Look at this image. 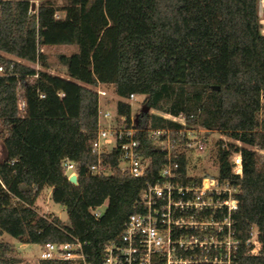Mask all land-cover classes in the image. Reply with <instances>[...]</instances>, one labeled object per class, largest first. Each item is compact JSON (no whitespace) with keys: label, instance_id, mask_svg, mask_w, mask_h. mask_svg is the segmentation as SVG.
Listing matches in <instances>:
<instances>
[{"label":"trees","instance_id":"obj_1","mask_svg":"<svg viewBox=\"0 0 264 264\" xmlns=\"http://www.w3.org/2000/svg\"><path fill=\"white\" fill-rule=\"evenodd\" d=\"M34 1L0 0V138L5 149L0 233L40 247L77 239L91 264L102 263L105 245L117 240L137 209L140 191L155 181L165 162L160 148L139 132V153L151 159L143 177L120 172L117 151L102 157L110 174L88 171L96 162L91 146L97 94L91 87L103 83L120 97L146 95L148 108L183 113L188 125L227 133L241 143L219 147L220 172L222 179L240 185L237 237L244 243L254 224L261 250L247 255L242 244L236 264H264L259 0H66L61 7L41 0L31 8ZM58 10L63 17H55ZM60 44L77 46L76 52L58 55L66 77L29 64L46 66L43 47ZM20 100L26 104L24 113L18 109ZM117 112L128 118L130 105L117 101ZM144 116L153 127L179 126L149 112ZM232 150L241 153V177L230 173ZM65 158L76 165V184L64 173ZM45 187L65 208L68 224L38 213L35 200ZM105 202L95 218L90 209ZM15 252L13 244L0 241V264H17ZM39 264L66 262L46 259Z\"/></svg>","mask_w":264,"mask_h":264},{"label":"built area","instance_id":"obj_2","mask_svg":"<svg viewBox=\"0 0 264 264\" xmlns=\"http://www.w3.org/2000/svg\"><path fill=\"white\" fill-rule=\"evenodd\" d=\"M108 86L112 85L97 83L91 87L97 94V130L91 146L96 162L88 171L96 175L110 174V168L102 164V157L117 151L116 168L133 177H143L151 159L139 153V132H145L160 148L165 162L155 181L140 191L137 209L124 222L117 240L105 245L101 264H236L242 244L247 255H258L261 243L254 224L244 243L237 237L234 214L239 205L240 185L221 177L218 149L227 148L224 133L188 125L183 113L154 111L152 114L179 126L153 127L145 117L140 121L135 118L133 105L137 93L120 97L113 86L111 91ZM113 100L112 108L109 103ZM259 100L261 120L264 119V90ZM117 101L130 105L128 118L117 112ZM25 108V102L20 100L19 111L24 113ZM229 163L230 173L241 177L240 151L230 152ZM62 167L67 178L72 174L78 176L73 161L63 159ZM201 170H206V174L201 175ZM100 207L90 209L95 218L103 212ZM37 259L91 264L77 239L46 242L39 246Z\"/></svg>","mask_w":264,"mask_h":264},{"label":"rangeland","instance_id":"obj_3","mask_svg":"<svg viewBox=\"0 0 264 264\" xmlns=\"http://www.w3.org/2000/svg\"><path fill=\"white\" fill-rule=\"evenodd\" d=\"M40 1L41 0H35L33 2L34 7H36L38 3H40ZM47 1H50L56 7H61L66 3V0H47ZM63 15H64L63 12L58 10L55 14V17L61 18L63 17ZM259 17H260L261 25H262V33L264 34V0H259ZM76 51H77V46L74 44H60V45H55L51 47H43V52L47 55L46 66H43L39 63H29V64L35 67V69L37 70L38 69L46 70L52 74L66 77L67 76L66 68L64 67V65L58 62V55L61 53L71 54ZM2 54H4L5 56L9 58L16 59L12 55H8L5 53H2ZM108 89L111 91L112 86H108ZM20 91L21 89L19 90V92ZM145 100L146 98L143 94H138L136 101L134 102V105H133L135 118H137L139 121L140 119H142V117H145L143 115H145L146 112L154 113L155 111V113L156 112L164 113L162 111L148 108L145 104L146 102ZM109 104L113 108L114 100L110 101ZM222 135L227 143L241 145L240 142L233 139L229 134L224 133ZM259 153L264 155V151H259ZM4 157H5V149L2 144V140L0 138V160L3 159ZM199 173L201 175H204L206 174V170H201L199 171ZM213 173L215 174L216 171H213ZM47 192H48V189L46 187V189H44L38 197L39 199L36 202L37 204L35 205L38 213L41 215H46V216H51V215L57 216L64 224H68V217H67L65 208L62 205L55 203L51 199V197H49V194ZM105 206H106V202L102 205V207L99 208V210L101 211L104 210ZM0 241L9 242L13 244L15 248L21 250V251L16 250L15 256L19 259V261L21 260L23 264H39V260L37 259V256L39 254L38 244L28 243V245L23 246L16 238L10 236L9 234L5 232L0 233Z\"/></svg>","mask_w":264,"mask_h":264},{"label":"crops","instance_id":"obj_4","mask_svg":"<svg viewBox=\"0 0 264 264\" xmlns=\"http://www.w3.org/2000/svg\"><path fill=\"white\" fill-rule=\"evenodd\" d=\"M64 67H65V66H64ZM65 68H66V67H65ZM44 189H46V187H45ZM44 189H43V190H44ZM47 189H48V192H47V193L49 194V197H51V187H47ZM43 190H42V191H43ZM38 197H39V196H38ZM38 197H37V199L35 200V205L37 204L36 202H37L38 199H39ZM19 242H20V241H19ZM20 243H21L23 246H24V245H28V243H23V242H20ZM16 250L21 251V250H19V249H17V248H16ZM22 251H23V250H22ZM20 262H22V261L20 260L18 263H20Z\"/></svg>","mask_w":264,"mask_h":264},{"label":"water","instance_id":"obj_5","mask_svg":"<svg viewBox=\"0 0 264 264\" xmlns=\"http://www.w3.org/2000/svg\"><path fill=\"white\" fill-rule=\"evenodd\" d=\"M34 7V3L31 5V8ZM68 180L73 183V184H76L77 183V176L75 174H72L69 176Z\"/></svg>","mask_w":264,"mask_h":264}]
</instances>
